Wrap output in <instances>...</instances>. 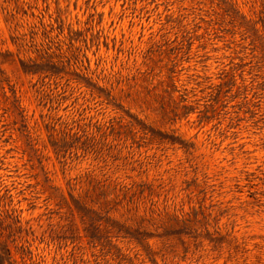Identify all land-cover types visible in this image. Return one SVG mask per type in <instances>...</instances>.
Wrapping results in <instances>:
<instances>
[{
	"label": "rangeland",
	"instance_id": "obj_1",
	"mask_svg": "<svg viewBox=\"0 0 264 264\" xmlns=\"http://www.w3.org/2000/svg\"><path fill=\"white\" fill-rule=\"evenodd\" d=\"M0 264H264V0H0Z\"/></svg>",
	"mask_w": 264,
	"mask_h": 264
}]
</instances>
